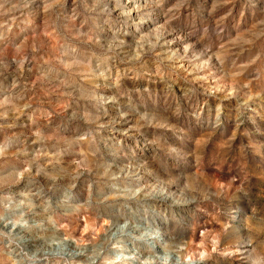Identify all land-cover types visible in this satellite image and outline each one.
I'll list each match as a JSON object with an SVG mask.
<instances>
[{
  "label": "rangeland",
  "instance_id": "rangeland-1",
  "mask_svg": "<svg viewBox=\"0 0 264 264\" xmlns=\"http://www.w3.org/2000/svg\"><path fill=\"white\" fill-rule=\"evenodd\" d=\"M194 263L264 264V0H0V264Z\"/></svg>",
  "mask_w": 264,
  "mask_h": 264
},
{
  "label": "bare ground",
  "instance_id": "bare-ground-1",
  "mask_svg": "<svg viewBox=\"0 0 264 264\" xmlns=\"http://www.w3.org/2000/svg\"><path fill=\"white\" fill-rule=\"evenodd\" d=\"M177 261V260H176ZM174 263V262H173ZM195 264V263H194ZM197 264V263H196Z\"/></svg>",
  "mask_w": 264,
  "mask_h": 264
}]
</instances>
